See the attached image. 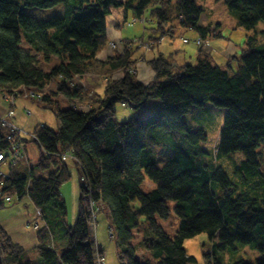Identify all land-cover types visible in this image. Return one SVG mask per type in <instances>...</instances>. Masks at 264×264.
<instances>
[{
    "label": "trees",
    "instance_id": "trees-1",
    "mask_svg": "<svg viewBox=\"0 0 264 264\" xmlns=\"http://www.w3.org/2000/svg\"><path fill=\"white\" fill-rule=\"evenodd\" d=\"M225 2L236 27L249 32L240 54L237 45L226 63L218 64L195 41L200 46L195 63L176 70L169 57L159 55L147 61L155 76L144 83L135 55L143 45L134 39L106 60L98 58L110 44L108 16L114 8H124L125 17L129 11L144 17L151 8L157 21L153 30L160 34L155 40L176 35L178 26L170 24L175 18L179 28L194 30L200 38H227L218 25L199 23L204 7L197 0H0V93L39 91V99L49 103L60 121L58 130L38 124L30 137L23 136L26 146L30 141L38 145L40 156L26 169L22 161L9 166V176L3 178V193L19 200L29 196L45 221L37 229L38 259L29 257L0 222L4 264H101L104 249L92 237V228L95 210L99 214L106 206L121 264H201L185 246L201 233L214 241L211 250H204L207 264H264V43L258 44L257 36L264 0ZM59 3L65 4L64 14L44 19L23 8ZM234 59L240 60L237 70H232ZM119 71L123 75L113 78ZM88 74L108 76L102 92L86 90L81 78ZM52 84L56 87L46 90ZM57 94L71 106L62 108L53 98ZM207 101L226 108L212 150L204 146L206 131L193 130L184 120L187 113L200 114ZM119 103L134 110L129 120H117ZM85 104L89 109H80ZM8 133L0 127V152L10 147ZM157 147L173 151L162 166ZM46 151H72L75 159L70 161L89 181L87 186L81 179L73 225L61 194L71 178L70 163ZM237 151L244 159L231 176L219 160ZM52 167L56 169L47 176L36 174ZM147 181L154 186L145 189ZM169 200L176 202L180 219L175 236L159 221L170 217ZM7 203L0 196V211ZM141 218L146 226L139 238ZM243 245L260 252L255 262L233 256ZM138 252L144 259L137 258Z\"/></svg>",
    "mask_w": 264,
    "mask_h": 264
},
{
    "label": "rangeland",
    "instance_id": "rangeland-1",
    "mask_svg": "<svg viewBox=\"0 0 264 264\" xmlns=\"http://www.w3.org/2000/svg\"><path fill=\"white\" fill-rule=\"evenodd\" d=\"M197 2L204 7V12L201 17L202 22L208 21L209 23L214 24L215 26L218 25L219 28L224 32L225 36L232 40L235 45H238L240 54L241 46L244 45L248 31L243 28L236 27V20L234 15L232 14L231 10L229 9L228 5L226 4L225 0H197ZM24 12L28 15H32L39 19L49 18L55 14L63 15L65 12V4L59 3L55 6L48 7V8H39V7H29L24 6ZM121 9V8H114ZM116 10V11H117ZM144 17L146 18L145 22L136 21L133 24H129L126 22V29L125 33L129 35L130 39H139L140 37H146L147 39H143V41H148L149 36H158L154 32L153 27H155L156 19H153V15L151 13V8L147 9L144 13ZM134 17H130L127 19L131 22ZM125 20V21H127ZM200 23V21H199ZM170 24H176L178 26L175 29V34L177 37L172 38L171 35H166L164 40L161 42H157L155 48H160V51H163L165 55L170 56L172 53L176 54L173 55L174 60L177 62L179 66L183 65L185 60L189 62L195 63L197 61V54L199 47L195 43V40L199 37V35L194 30H182L179 28V21L177 18L173 19ZM169 24V26H170ZM258 44L264 43V20H262L258 26ZM188 38L190 42L188 44L184 43L182 39ZM159 43V44H158ZM137 45H140L136 42ZM142 45V44H141ZM241 45V46H239ZM145 46V45H143ZM112 47V46H111ZM137 47V46H136ZM146 47V46H145ZM176 47L178 48L177 50ZM113 48V47H112ZM143 50V49H142ZM178 51V52H177ZM159 52V51H158ZM114 53V52H113ZM172 56V55H171ZM185 56V58H183ZM140 59V58H139ZM191 64V63H189ZM240 64L239 59H234L232 61V70H237ZM174 68H177L174 66ZM180 69V68H179ZM178 69V70H179ZM123 74L122 71L116 72L112 75L113 78H120V74ZM100 76V75H96ZM122 76V75H121ZM84 77V76H83ZM81 78V82L85 85L87 91L92 93L94 89H91L87 84V80L89 77H95L94 74L85 75L84 79ZM86 78V79H85ZM101 82L99 81V86L97 90L100 92L103 91V87L105 84L106 79L108 76H100ZM105 79V80H104ZM56 86L52 84L46 87V90L54 89ZM26 88L24 93L19 94L15 100V109L14 115L11 119L15 122V124L22 129V136L30 137L31 131L35 128L38 124H47L49 127L54 128L56 130L60 127V121L57 119L54 111L47 107L48 102L43 101L39 98H32L30 95V90ZM96 90V89H95ZM57 99L62 108H68L71 106V102L69 99L63 94H57L53 97ZM17 105V106H16ZM13 106V105H12ZM54 106V105H50ZM91 105L85 104L83 107L89 109ZM117 111H116V118L119 122L127 121L131 118L134 114V110L129 107H125L122 103L117 104ZM9 109V108H8ZM226 108L216 106L211 101L205 102L204 109L201 111L200 114L194 115L193 113H187L184 115V120L188 124V126L193 129H204L207 133V140L204 143V146L212 150L214 146L218 143L220 131L224 125V118H225ZM28 149L29 154L22 162H30L34 165L39 156H40V149L38 145L30 141L28 142ZM156 156L157 162L159 166H162L164 162L173 155V151L169 148H156ZM162 153V154H161ZM165 154V155H164ZM74 158V157H73ZM244 159V154L241 151H237L232 153L230 156H225L219 163L224 166V168L230 173L231 176H234V170L236 165L240 164ZM70 163V171H71V178L65 182L61 187V194L64 197L66 204H67V221L70 225L75 224L77 217H78V207H79V200L81 196V172L78 170L77 166L74 164L73 161L67 159ZM22 162L20 165H22ZM2 169L6 170V165H2ZM43 174V173H42ZM144 184L145 189H149L154 186L153 183ZM27 198V197H25ZM17 202L18 198L15 197ZM24 200V199H23ZM22 200V201H23ZM29 204L30 201H27ZM136 209L140 208V203L138 201L133 203ZM31 207H34L32 203H30ZM169 205L171 207L170 217L167 220L159 219L160 223L163 225L164 229L171 235L175 236L176 232L180 225V219L175 212V205L176 202L174 200H169ZM97 220L93 223V228L96 227L98 231L102 228L103 236L105 238L104 243L101 242L103 249H104V264H121L119 259L118 249L116 246L115 236L109 234V228L111 224L110 220V211L109 208L106 206L104 212H100L98 215ZM141 225L139 228L138 236L139 238L142 235V231L145 229L146 223L145 219L141 218ZM138 232V231H137ZM94 240H97V237H94ZM218 240V238H217ZM214 241L211 240L206 233H201L196 235L192 238H188L185 241V246L187 247L188 251L196 256L201 264H207L204 256V250H211L213 248ZM233 256L237 259L243 257L247 260L255 262L256 257L260 255V252L257 249L252 248L248 245L241 246L237 251L231 252ZM137 258L144 259L142 256V252H138Z\"/></svg>",
    "mask_w": 264,
    "mask_h": 264
},
{
    "label": "crops",
    "instance_id": "crops-1",
    "mask_svg": "<svg viewBox=\"0 0 264 264\" xmlns=\"http://www.w3.org/2000/svg\"><path fill=\"white\" fill-rule=\"evenodd\" d=\"M116 10L117 9L113 10L112 13L108 16L107 31H108V36L110 38V44L107 48L103 49L98 54V58L102 60H106L110 55L113 54L115 50L120 52L123 51L125 41L127 39H130L129 35L125 33V29H126L125 20L132 17L133 14L131 11H129L128 16L125 17L124 8L118 9L117 11ZM200 24L207 25L209 24V22L208 21L202 22L200 20ZM195 34L197 35V33ZM165 36L162 37L160 40L154 39L156 35L149 36L148 41H152V44L148 47L143 46L141 47V49L135 52V55L140 57L136 65L138 78L144 83L150 82L155 76V71L151 68V66L147 62L149 59H152L159 55H164L166 57H169L172 60L173 65L177 67L175 68L176 70L181 68L185 64L192 63L189 62L188 60H185L183 62V65L179 66L173 58V55L176 56V54L172 53L171 54L172 56L171 55L167 56L164 54L163 51L159 50L160 49L159 47L158 49H156L155 48L156 43L164 40ZM171 37L174 38L177 36L175 35ZM142 39L146 40L147 38L142 36ZM205 39H206V43L203 45V49L208 54H210L211 59L218 64L223 65L224 63H226L228 58L231 55H233L236 51L235 43L232 42V40H228L227 38H214L208 36ZM182 41L186 44L190 42V41L185 42L184 39H182ZM112 44L113 46L115 45L114 47L112 46L113 48L111 47ZM197 46L200 47L198 44ZM177 49L178 48L176 47L175 50ZM183 58H185V56ZM121 75L123 74H120V77ZM99 81L101 82L100 76L95 75V77L88 78L87 85L91 89L97 90V87L100 84ZM8 108H10V102L5 98L4 94L0 93V116H4L9 120L13 121L11 117L14 115V112L12 113L11 116H8L7 114ZM26 147H27V157H28L29 154L28 144ZM22 161L25 160L23 159ZM27 164L32 165L30 162H22L21 168L26 169L28 167ZM54 169L56 168L52 167L50 169L45 170L43 172V175L47 176ZM36 174L42 175V173L40 172H36ZM28 200L30 201V203H32V201L28 197L25 198L23 201L22 200L19 201L18 199L19 202H17L14 196L13 200L10 203H7V205L0 211V222L1 225L7 230L12 240L15 243L21 244L24 247L29 257L38 259L39 254L36 251V247L38 246L39 243L38 235H37V230L34 229L33 227V223L37 218V207L33 203L32 204L34 207H31L30 203L27 204ZM92 237L93 238L97 237L96 240L97 245L103 249L101 242L104 243L105 238L103 236L102 228L100 229V231H98L96 227L92 228Z\"/></svg>",
    "mask_w": 264,
    "mask_h": 264
},
{
    "label": "built area",
    "instance_id": "built-area-1",
    "mask_svg": "<svg viewBox=\"0 0 264 264\" xmlns=\"http://www.w3.org/2000/svg\"><path fill=\"white\" fill-rule=\"evenodd\" d=\"M144 17H134V19L129 22L128 20L126 21L129 24H133L136 21H142ZM139 40L134 39V42H137ZM185 42L190 41V39L188 38H184ZM196 42L201 43L202 42V38L198 37L196 40ZM141 43L142 45H145L146 47L150 46L152 44V41H141L138 42ZM113 46V44L111 45ZM30 90V96L32 98L34 97H41V93L39 91H35L34 89H27ZM25 91V90H24ZM24 93V92H23ZM21 94V93H15L12 95H5V98L10 102V108L8 109V116L11 115L14 112V107H15V100L16 97ZM13 105V106H12ZM125 107H127V104H123ZM80 109H88L86 107L80 106ZM0 127H4L9 129V133L7 135V140L9 141V149L5 150V151H1L0 152V177H1V183H0V196H3L4 199L7 202H11L14 198L13 195H5L3 193V189H2V183L4 181L3 178H7L9 176V171H8V167L12 166V165H17L19 164L23 159H25L27 157V147L25 145V142L23 140V136H22V129H20L14 122L10 121L8 118L4 117V116H0ZM47 155L49 157H60L62 158L64 161L67 159H75L73 152H62V151H56V152H47ZM74 157V158H73ZM2 165H6L7 169L4 170L2 169ZM84 182L85 185L89 186V181L87 180V178L83 175L81 178ZM29 198V196H27ZM30 199V198H29ZM91 206H97L96 203L94 201H91ZM99 212V208L95 210L94 212V218L96 219V215H98ZM44 220L41 217V209L37 207V218L35 220V222L33 223V227L34 229H39L43 224H44ZM109 234L114 235V231L113 229L110 227L109 228ZM100 262L101 264H104V257L100 258Z\"/></svg>",
    "mask_w": 264,
    "mask_h": 264
},
{
    "label": "bare ground",
    "instance_id": "bare-ground-1",
    "mask_svg": "<svg viewBox=\"0 0 264 264\" xmlns=\"http://www.w3.org/2000/svg\"><path fill=\"white\" fill-rule=\"evenodd\" d=\"M145 21H146V18L144 17L143 20H142L141 22H145ZM201 43H202V44H205V43H206V39H203V38H202V42H201ZM114 46H115V45H114ZM114 46H113V47H114ZM11 115H12V114H11ZM11 115H9V116H11ZM10 121H11V120H10ZM12 122H13V121H12Z\"/></svg>",
    "mask_w": 264,
    "mask_h": 264
},
{
    "label": "water",
    "instance_id": "water-1",
    "mask_svg": "<svg viewBox=\"0 0 264 264\" xmlns=\"http://www.w3.org/2000/svg\"><path fill=\"white\" fill-rule=\"evenodd\" d=\"M0 264H4L3 256H2V254H1V251H0Z\"/></svg>",
    "mask_w": 264,
    "mask_h": 264
}]
</instances>
